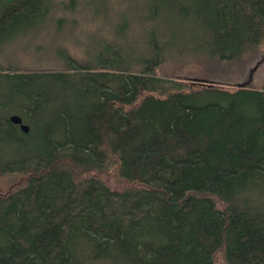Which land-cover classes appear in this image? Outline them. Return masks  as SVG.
Instances as JSON below:
<instances>
[{
    "label": "trees",
    "instance_id": "trees-1",
    "mask_svg": "<svg viewBox=\"0 0 264 264\" xmlns=\"http://www.w3.org/2000/svg\"><path fill=\"white\" fill-rule=\"evenodd\" d=\"M160 1L198 23V54L264 45V0ZM54 6L0 0V44ZM103 50L0 67V173H23L0 191V264H264V86L158 75L159 46L137 70Z\"/></svg>",
    "mask_w": 264,
    "mask_h": 264
},
{
    "label": "rangeland",
    "instance_id": "rangeland-1",
    "mask_svg": "<svg viewBox=\"0 0 264 264\" xmlns=\"http://www.w3.org/2000/svg\"><path fill=\"white\" fill-rule=\"evenodd\" d=\"M54 1L52 14L0 44L1 68H63L64 54L86 62L110 43L137 70L144 63L141 59L151 57L159 46L163 58L154 68L158 75L230 87L264 86V45L230 60L198 54L195 49L204 36L198 23L167 9L160 0ZM22 175L0 173V191L23 180Z\"/></svg>",
    "mask_w": 264,
    "mask_h": 264
},
{
    "label": "water",
    "instance_id": "water-1",
    "mask_svg": "<svg viewBox=\"0 0 264 264\" xmlns=\"http://www.w3.org/2000/svg\"><path fill=\"white\" fill-rule=\"evenodd\" d=\"M241 85H242V84H241ZM8 118H9L12 122H14V123H18L22 131L27 132V131L29 130V125L26 124L25 122H23L22 117H21L20 114L13 112V113H11V114L8 116Z\"/></svg>",
    "mask_w": 264,
    "mask_h": 264
}]
</instances>
